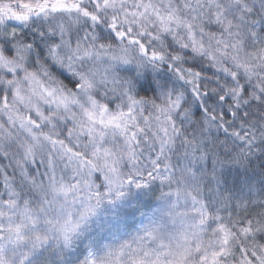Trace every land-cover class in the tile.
Masks as SVG:
<instances>
[{
    "label": "snow or ice",
    "instance_id": "1",
    "mask_svg": "<svg viewBox=\"0 0 264 264\" xmlns=\"http://www.w3.org/2000/svg\"><path fill=\"white\" fill-rule=\"evenodd\" d=\"M0 264H264V0H0Z\"/></svg>",
    "mask_w": 264,
    "mask_h": 264
},
{
    "label": "rangeland",
    "instance_id": "2",
    "mask_svg": "<svg viewBox=\"0 0 264 264\" xmlns=\"http://www.w3.org/2000/svg\"><path fill=\"white\" fill-rule=\"evenodd\" d=\"M122 223L126 226L127 230L132 231L134 230L135 225L140 223V217L138 214L134 217H127ZM105 235H107V233H105ZM108 238L110 239V237Z\"/></svg>",
    "mask_w": 264,
    "mask_h": 264
},
{
    "label": "trees",
    "instance_id": "3",
    "mask_svg": "<svg viewBox=\"0 0 264 264\" xmlns=\"http://www.w3.org/2000/svg\"><path fill=\"white\" fill-rule=\"evenodd\" d=\"M54 71H55V69H54ZM61 78H63V77H61Z\"/></svg>",
    "mask_w": 264,
    "mask_h": 264
}]
</instances>
